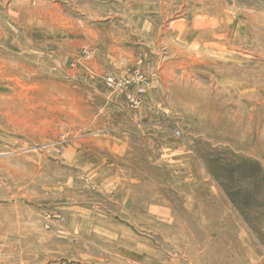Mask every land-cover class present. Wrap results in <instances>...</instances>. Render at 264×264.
Masks as SVG:
<instances>
[{
    "label": "rangeland",
    "instance_id": "1",
    "mask_svg": "<svg viewBox=\"0 0 264 264\" xmlns=\"http://www.w3.org/2000/svg\"><path fill=\"white\" fill-rule=\"evenodd\" d=\"M192 262L264 264V0H0V264Z\"/></svg>",
    "mask_w": 264,
    "mask_h": 264
},
{
    "label": "bare ground",
    "instance_id": "2",
    "mask_svg": "<svg viewBox=\"0 0 264 264\" xmlns=\"http://www.w3.org/2000/svg\"><path fill=\"white\" fill-rule=\"evenodd\" d=\"M219 119H221V117H220ZM191 249H192V248H191ZM189 250H190V249H189ZM207 250H208V249H207ZM189 252L191 253V250H190ZM209 252L211 253V251H209ZM190 253H189V254H190ZM205 253H206V252H205ZM213 253H214V252H213ZM189 254H188V255H189ZM206 255H208V254H206ZM203 257H205V256H203ZM188 258H190V257H188ZM193 259H195V258L193 257ZM193 259H192V260H193ZM206 259H207V257H206ZM206 259H205V260H206ZM190 261H191V260H190ZM195 261H196V260H195ZM212 261H213V260H212ZM196 262H197V261H196ZM213 262H214V261H213ZM192 263H193V262H192ZM194 263H195V262H194ZM194 263H193V264H194ZM205 263H206V262H205ZM209 263H210V262H209Z\"/></svg>",
    "mask_w": 264,
    "mask_h": 264
}]
</instances>
